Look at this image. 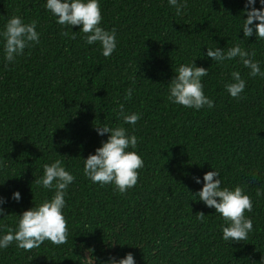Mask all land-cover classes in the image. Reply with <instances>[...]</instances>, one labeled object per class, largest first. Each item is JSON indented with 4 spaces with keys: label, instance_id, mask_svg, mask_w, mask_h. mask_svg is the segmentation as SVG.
I'll return each mask as SVG.
<instances>
[{
    "label": "trees",
    "instance_id": "trees-1",
    "mask_svg": "<svg viewBox=\"0 0 264 264\" xmlns=\"http://www.w3.org/2000/svg\"><path fill=\"white\" fill-rule=\"evenodd\" d=\"M99 2L101 26L116 31V50L107 58L79 26L70 32L57 24L43 0H0V30L16 15L36 20L40 33L39 43L7 66L0 41V197L7 215L0 235L53 195L35 182L44 164L60 160L75 176L63 209L67 242L45 240L27 251L13 242L0 250V264H85L87 249L97 264L126 252L136 264H264V78L248 76L238 59L218 64L204 55L213 43H240L264 71V41H237L245 0H185L180 16L167 0ZM192 60L208 69L202 83L211 109L167 100L176 68ZM234 70L246 80L239 99L224 89ZM129 86L134 91L126 99ZM120 105L140 114L135 126L123 124ZM100 123L137 137L143 167L123 194L83 175L81 159L107 139L94 131ZM211 169L219 171L221 187L240 186L252 199L245 215L253 230L244 241L222 240L224 220L192 195L202 186L192 177ZM14 191L18 203L10 199ZM196 213L205 215L202 222Z\"/></svg>",
    "mask_w": 264,
    "mask_h": 264
},
{
    "label": "clouds",
    "instance_id": "clouds-1",
    "mask_svg": "<svg viewBox=\"0 0 264 264\" xmlns=\"http://www.w3.org/2000/svg\"><path fill=\"white\" fill-rule=\"evenodd\" d=\"M44 8L53 16L56 23L70 31V26H79V31L86 34L84 39L89 45L98 43L100 54L109 57L117 47L115 29H106L101 26L102 15L99 0H43ZM170 7L175 9L177 16L182 15L185 0H167ZM258 4L259 7H254ZM241 14L246 18L240 19L239 32L243 39L249 37L264 41V0H245ZM255 21V23H254ZM37 21L25 22L20 16H10L0 30L2 41L3 59L7 64H14L16 58L24 54V50L39 43L40 33L36 30ZM71 32V31H70ZM75 34V32H72ZM67 34V32H65ZM213 43V42H212ZM205 47L204 55L222 64L225 61L238 59V62L248 70V76L264 78L261 62L254 59L255 52L247 51L240 43H235L228 48ZM195 60L180 64L173 78L167 85V100L184 108L200 110L204 107L211 109L214 101L204 94L202 78L208 75V69L198 67ZM230 79L225 82L224 89L233 99H239L246 87V80L239 70L230 74ZM135 81H133V84ZM134 88L125 89V98L131 99ZM118 116L123 124L135 126L140 119L137 112L125 113L123 105L119 106ZM97 136L107 134V139L101 141L100 146L89 154L83 162V175L92 183L101 187L112 185L121 194L136 185L138 169L143 167L141 156L134 151L137 146V137L123 126L110 127L100 123L93 127ZM43 174L35 182L45 189L54 190L49 199H45L36 206L23 211L18 217L15 228H8L7 232L0 235V250L8 248L15 242V246L25 251L38 248L45 240L52 244L60 245L67 242V221L63 214L66 206V190L75 180V176L61 165L60 160L44 164ZM220 173L216 169L205 172L201 177L193 176L195 184L202 186L193 196L207 208L214 209L223 220L221 239L230 243H238L248 238L253 230V223L246 212H251L253 202L251 197L240 186L229 188L221 187ZM259 195V193H258ZM10 199L20 201V193L14 191ZM6 203L0 197V217L5 215L2 207ZM196 219L203 221L205 215L196 213ZM92 249L85 251L82 260L85 264H97L92 254ZM103 264H136L132 252H126L123 257L109 256Z\"/></svg>",
    "mask_w": 264,
    "mask_h": 264
}]
</instances>
